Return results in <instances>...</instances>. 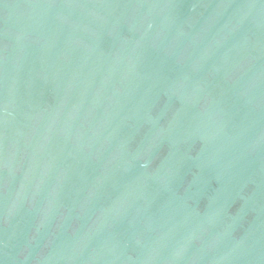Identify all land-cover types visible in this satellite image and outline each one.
<instances>
[{
  "label": "water",
  "instance_id": "obj_1",
  "mask_svg": "<svg viewBox=\"0 0 264 264\" xmlns=\"http://www.w3.org/2000/svg\"><path fill=\"white\" fill-rule=\"evenodd\" d=\"M0 264H264V0H0Z\"/></svg>",
  "mask_w": 264,
  "mask_h": 264
}]
</instances>
